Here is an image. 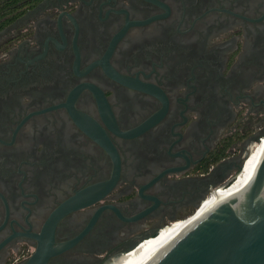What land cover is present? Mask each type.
<instances>
[{
    "label": "flooded vegetation",
    "instance_id": "af4514ba",
    "mask_svg": "<svg viewBox=\"0 0 264 264\" xmlns=\"http://www.w3.org/2000/svg\"><path fill=\"white\" fill-rule=\"evenodd\" d=\"M7 9L0 264L38 250L113 264L202 208L264 141V0Z\"/></svg>",
    "mask_w": 264,
    "mask_h": 264
},
{
    "label": "water",
    "instance_id": "95a60500",
    "mask_svg": "<svg viewBox=\"0 0 264 264\" xmlns=\"http://www.w3.org/2000/svg\"><path fill=\"white\" fill-rule=\"evenodd\" d=\"M47 256L38 250L24 264H44ZM147 264H264V152L240 190L211 203Z\"/></svg>",
    "mask_w": 264,
    "mask_h": 264
},
{
    "label": "bare ground",
    "instance_id": "6f19581e",
    "mask_svg": "<svg viewBox=\"0 0 264 264\" xmlns=\"http://www.w3.org/2000/svg\"><path fill=\"white\" fill-rule=\"evenodd\" d=\"M264 152V141L255 145L248 158L242 164V168L236 174V177L228 183H224V188H219L218 192L209 195L206 204L189 214L185 219L174 222L161 229L158 235L143 242L140 246L131 249L133 252L126 256L113 260V264H147L162 248H164L179 232L186 226L208 210L211 203H218L222 199L240 190L247 180L252 176L256 166ZM156 233V234H157ZM155 234V235H156ZM153 235V236H155ZM130 250V251H131Z\"/></svg>",
    "mask_w": 264,
    "mask_h": 264
},
{
    "label": "trees",
    "instance_id": "16d2710c",
    "mask_svg": "<svg viewBox=\"0 0 264 264\" xmlns=\"http://www.w3.org/2000/svg\"><path fill=\"white\" fill-rule=\"evenodd\" d=\"M14 0H0V19L3 17L5 13H8L9 6L12 5ZM12 18H8L5 20H0V27L7 24Z\"/></svg>",
    "mask_w": 264,
    "mask_h": 264
},
{
    "label": "built area",
    "instance_id": "2783aa9c",
    "mask_svg": "<svg viewBox=\"0 0 264 264\" xmlns=\"http://www.w3.org/2000/svg\"><path fill=\"white\" fill-rule=\"evenodd\" d=\"M260 139H262V137H260ZM222 184H224V183H222ZM188 215H186V216H184V217H182V218H178V219H176V220H174V221H177V220H183V219H185L186 217H187ZM174 221H172V222H174Z\"/></svg>",
    "mask_w": 264,
    "mask_h": 264
},
{
    "label": "rangeland",
    "instance_id": "374dc122",
    "mask_svg": "<svg viewBox=\"0 0 264 264\" xmlns=\"http://www.w3.org/2000/svg\"><path fill=\"white\" fill-rule=\"evenodd\" d=\"M195 212V211H194ZM192 213V212H191ZM191 213H189V214H191ZM189 214H187V215H189ZM182 218V217H181Z\"/></svg>",
    "mask_w": 264,
    "mask_h": 264
}]
</instances>
